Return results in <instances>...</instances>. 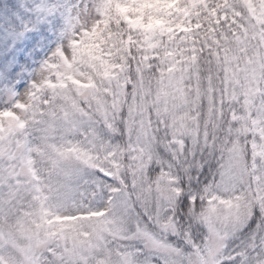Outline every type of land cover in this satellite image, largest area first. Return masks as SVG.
<instances>
[{"label":"snow or ice","instance_id":"snow-or-ice-1","mask_svg":"<svg viewBox=\"0 0 264 264\" xmlns=\"http://www.w3.org/2000/svg\"><path fill=\"white\" fill-rule=\"evenodd\" d=\"M0 264H264V0H0Z\"/></svg>","mask_w":264,"mask_h":264}]
</instances>
